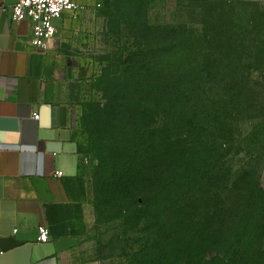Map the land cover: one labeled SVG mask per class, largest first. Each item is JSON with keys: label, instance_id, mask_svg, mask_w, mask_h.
Segmentation results:
<instances>
[{"label": "trees", "instance_id": "obj_1", "mask_svg": "<svg viewBox=\"0 0 264 264\" xmlns=\"http://www.w3.org/2000/svg\"><path fill=\"white\" fill-rule=\"evenodd\" d=\"M154 1L116 0L118 14L109 13L111 32L128 23L135 45L98 78L107 99L95 115L103 161L114 160L117 149L151 160L150 170L162 174L146 192L134 188L130 199L139 204L134 200L145 195L143 201L154 203L152 217L167 222V245L177 239L198 264H264V5L162 0L177 10L171 22L155 26L148 12ZM198 107L211 110L231 156L245 152L224 183L215 166L208 197L200 161L182 144L188 139L170 132L179 115L183 120Z\"/></svg>", "mask_w": 264, "mask_h": 264}, {"label": "crops", "instance_id": "obj_2", "mask_svg": "<svg viewBox=\"0 0 264 264\" xmlns=\"http://www.w3.org/2000/svg\"><path fill=\"white\" fill-rule=\"evenodd\" d=\"M19 1L0 0V264H96L67 59L81 46V9L57 19L56 41L42 50L31 45L30 22L12 18ZM41 225L50 230L45 243Z\"/></svg>", "mask_w": 264, "mask_h": 264}, {"label": "rangeland", "instance_id": "obj_3", "mask_svg": "<svg viewBox=\"0 0 264 264\" xmlns=\"http://www.w3.org/2000/svg\"><path fill=\"white\" fill-rule=\"evenodd\" d=\"M250 1L264 5V0ZM115 3L116 0H80L81 12L76 18V28H82L81 46L68 50L70 57L67 58L72 73L74 127L85 158L84 173L89 180L94 206L89 234L93 257L96 264H198L192 256L185 254V248L177 239L167 245V230L164 232L167 222L160 219L159 215L152 217L154 203L143 201L145 195L137 196V200H134L139 204H134L130 199V192L134 188L146 192L147 186L162 176L150 170L153 165L151 160L144 162L139 156H123L124 151L113 149L116 157L105 163L99 150L101 144L98 137L101 132L97 131L95 115L104 107L107 99L98 78L105 66L117 63L123 57L122 54L130 48L134 50L135 45L134 34L128 23L121 25L120 32H111L109 13L116 15L119 12ZM176 5L171 9L164 6L162 0L149 4L150 23L161 26L171 22L177 10ZM207 29L211 33L218 28ZM211 114L209 108L192 109L183 115V120L179 115L170 131L175 140L187 138L182 144L185 146L188 142L191 148L187 149L188 152L200 161L205 179L202 182L204 197H208L207 191L215 182V166L219 168L223 178L221 182L224 183L226 173L232 168L236 169L245 158V152L230 155L226 133L213 128ZM251 121L245 120V126L250 125ZM243 130L246 132L247 129ZM187 133L190 134L188 137ZM118 141L116 138L112 145L118 147ZM250 145L254 147V144ZM182 156L179 153L176 155L177 158ZM129 179L134 183L138 181V185L133 187ZM260 179L264 185V168ZM205 207L209 212L212 203L209 202Z\"/></svg>", "mask_w": 264, "mask_h": 264}, {"label": "built area", "instance_id": "obj_4", "mask_svg": "<svg viewBox=\"0 0 264 264\" xmlns=\"http://www.w3.org/2000/svg\"><path fill=\"white\" fill-rule=\"evenodd\" d=\"M81 8L80 0H20L11 9L12 18L16 22L28 21L31 24V45L42 50H49L56 41L58 28L57 19L66 12ZM39 119L38 113L34 114ZM63 176V172H56ZM40 242L50 240V230L47 226H39Z\"/></svg>", "mask_w": 264, "mask_h": 264}]
</instances>
